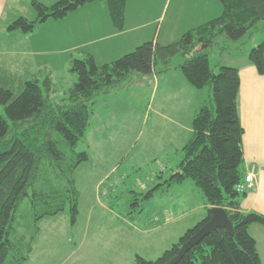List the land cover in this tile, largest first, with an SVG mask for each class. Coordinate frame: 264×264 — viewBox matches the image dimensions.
Returning <instances> with one entry per match:
<instances>
[{
    "label": "trees",
    "instance_id": "trees-1",
    "mask_svg": "<svg viewBox=\"0 0 264 264\" xmlns=\"http://www.w3.org/2000/svg\"><path fill=\"white\" fill-rule=\"evenodd\" d=\"M126 1L56 0L44 5L33 0L35 18L20 16L7 29L30 34L49 19L58 21L87 4L105 2L112 26L121 31ZM218 1L222 6L218 17L185 32L175 42L164 46L144 42L101 65L87 53L80 59L71 57L68 71L75 75V82L64 104L51 98L49 75L42 83L36 76L15 83L1 76L0 70V264H26L30 260L44 219L68 208L70 225L74 226L79 198L74 173L88 160L87 153L77 152L76 146L85 137L93 106L141 82L140 77L158 80L171 69H177L192 87L202 91L203 99L193 116L192 135L181 149L178 165L144 199L160 187L169 189L190 180L204 197L206 217L157 259L136 256L133 264H167L210 220L212 208L226 212L233 234L216 229L175 264H262L248 227L264 225V217L241 212L240 202L246 192L239 194L235 189L246 175L242 170L243 128L237 108L239 70L220 65L212 69L209 51L221 37L237 42L250 34L257 23L264 21V0ZM177 57L180 62H175ZM248 61L259 75L264 74V39L250 49ZM136 74L139 79L135 81ZM157 217L154 227L143 231L165 223L163 214Z\"/></svg>",
    "mask_w": 264,
    "mask_h": 264
},
{
    "label": "crops",
    "instance_id": "crops-1",
    "mask_svg": "<svg viewBox=\"0 0 264 264\" xmlns=\"http://www.w3.org/2000/svg\"><path fill=\"white\" fill-rule=\"evenodd\" d=\"M31 1L33 0H0V16L5 12L6 14L8 13L7 7H13L12 10L16 12V16L20 13L24 14V12L30 16L34 11ZM34 1L44 5H51L56 2V0ZM158 2L160 3V0H127L125 4L124 24L121 31L116 30L112 26L105 2L87 4L68 13L66 17L61 19L68 20L66 22L63 21L64 33L62 34L61 30V41H65L68 44H75L84 40L93 42L96 46H90V49L81 53L87 52V54L92 55L99 65L110 63L130 53L131 50L137 47L138 43L127 46L128 43L124 36L130 32H144V29L147 27V23H144V21H149L153 17L152 12H155ZM195 2L196 5L191 7V12H189L191 25L185 29L188 31L218 17L222 11V8H218V15L211 18L210 6L204 7V1L202 0H191V3L194 4ZM200 2L202 4L199 6L198 3ZM132 3L136 7L131 8ZM146 3L148 4L147 8L145 6L147 5ZM20 16L29 20V17L25 16V14ZM130 20H133V22L130 23ZM67 29L68 31H66ZM23 35L24 39L28 34ZM79 35L87 37L76 40ZM99 41H106V46L97 47ZM140 42H143V40ZM29 50L30 48L28 47L24 49H18L17 46L1 47L0 54L8 56V58H0V70L3 71L1 76L10 80L12 79L15 83L35 76L39 65L33 63ZM69 50L75 52L80 50V48L76 46ZM71 57H74V55L69 53L66 64L69 65ZM237 69L239 70L240 81L237 108L239 121L243 128L242 170L244 173H247L251 166L255 168L253 187L246 192L245 197L241 200L240 210L243 213L254 212L264 217V74L259 75L249 62H243ZM140 79L141 82H137L136 86L135 84H131L122 88L114 96L111 97L110 95L101 99L92 108L91 120L94 122L95 119L96 122L98 119L100 127H103V130L106 132V139L112 133H118H116L110 143H105L110 147V154L95 159V162L98 164L95 167L101 171L93 179L95 187L101 186L103 181L112 177L114 171L120 169L121 164L130 165V168L134 169V166L138 164V159L129 157V154L137 147L142 136L148 135L147 138L145 137L147 146H161L166 149L167 154L163 158H170L168 152H174L175 154L180 152L192 135V119L203 99V92L192 87L177 69L169 70L158 80L154 77H140ZM151 84L152 88L147 105L145 101H141V106L140 103L132 106L121 94L128 87L139 89L141 86L144 87L146 85L150 88ZM103 116H105V122L102 120L104 119ZM119 120L124 122L123 127L120 131H115V124ZM91 144L95 146L97 144L100 145L102 144V140L91 139ZM164 149H162L163 152ZM98 174L99 177H97ZM176 185L178 187L173 190V195L170 196L169 201H166L165 204L171 208L169 214H167L166 208L164 209L165 223L161 227H156L151 232L149 231V234L147 231L146 234L141 235L143 236L142 240L150 249L154 250L156 246H163V248L171 247L186 230L192 228L206 217L204 197L193 182L186 180ZM183 185H185V188H183ZM186 194L189 197L188 201L185 200ZM195 197H198L199 200L201 199L197 204L194 201ZM60 214L52 218L55 219ZM89 222L90 220L84 226L78 224L76 220L72 227L73 233L70 232L65 235V232L62 231L61 240L64 239V241L62 240L61 248L59 242L57 247V252H60V254L55 257L53 252L51 257L43 264H79V262L74 261L80 254L81 250L79 248L88 241V238L89 242H91L94 236L93 231H89ZM113 227L115 228L112 231L111 237L107 238L109 240L108 252L115 247L118 254H126V257H116L113 262L118 264L125 259L128 264L133 258L140 256L134 254L131 250L129 251V247L127 246V239L129 236L131 238V230L129 228H119L117 225ZM124 230H126V233ZM100 232L101 229L97 230L95 234ZM248 232L255 240L261 263L264 264V225L252 224L248 227ZM150 234L153 238L149 236ZM65 244H68L67 252L64 251L66 248ZM121 246L123 248H120ZM50 251V249L45 250V252ZM48 256L49 254L44 257L47 258ZM111 264L113 263L111 262Z\"/></svg>",
    "mask_w": 264,
    "mask_h": 264
},
{
    "label": "rangeland",
    "instance_id": "rangeland-1",
    "mask_svg": "<svg viewBox=\"0 0 264 264\" xmlns=\"http://www.w3.org/2000/svg\"><path fill=\"white\" fill-rule=\"evenodd\" d=\"M202 1H204V7L210 6L211 18L218 15L217 9L222 8L218 0ZM133 4L131 8L136 7ZM201 4L202 2L198 3L199 6ZM195 5L196 2L193 4L191 0H160V3L156 4L157 8L155 12H152L153 17L149 21H144V23H147L144 32H130L124 36L128 43L127 46H132L133 43H138L137 46H139L144 41H153L164 46L177 41L188 31L185 29L191 25L190 8ZM145 6L147 8L148 4ZM12 9L13 7H7L8 13L6 14L5 12L0 16V48H8L9 46H17L18 49L30 48L29 53L32 55L33 63L39 65L35 76L42 83L49 75L53 89L50 95L51 98L64 104L68 89L75 82V75L68 71L69 65L66 64L69 53L73 54L74 58L80 59L83 57L81 52L90 49V46L96 45L87 40L75 44L61 41V30L62 34L64 33L63 21H68L66 19L58 21L49 19L46 23L37 26L33 31L34 33L28 34L23 39L24 35L20 31L10 32L7 26L20 15L24 14L29 17V20H33L35 17V15L33 16L34 11L30 16L25 12L16 16V12ZM132 22L133 20H130V23ZM86 37L79 35L76 40L85 39ZM263 39L264 21L257 23L256 28L250 34H247L246 37L237 42L227 41L224 37L219 38L217 45L209 51L210 67L212 69H215L218 65L233 68L240 67L243 62H249L248 53L250 49L257 46ZM142 40L143 42H140ZM106 44V41H99L97 47H105ZM76 46H79L80 50L75 52L69 50ZM202 49H205V47H202ZM34 55L37 56L34 57ZM0 58H8V56L0 54ZM174 60L175 62H180V58L178 57L174 58ZM99 61L101 60L99 59ZM135 76L138 75L136 74ZM138 79L139 76L137 78L134 77L135 81ZM136 84L135 82V86ZM40 86L42 85L40 84ZM151 88L152 84L150 88L146 85L144 87L141 86L139 89L128 87L125 91L119 92H122L121 94L132 106H136L138 103L141 106V101H145L146 105L149 102ZM112 96L114 94H111ZM1 112L2 109L0 108ZM103 118L102 120L105 122V116ZM92 122L90 119L85 137L76 146L77 152L85 151L87 153L88 160L78 165L74 178L79 194L78 224L86 226L87 221L90 220L89 231H93L94 236L91 242H89L88 238V241L79 248L81 250L80 254L74 261L79 262V264H111V262L115 264L113 260L116 257H126V254H118L115 247L108 252L109 240L107 238L111 237L112 231L115 228L113 226L115 225L119 228H129L131 230V238L129 236L127 239L129 251L131 250L134 254H138L147 260H155L170 246L168 248L156 246L154 250L150 249L142 240L143 236L141 235L147 233L143 231L145 228L154 227L158 214L165 216V208L167 214L171 212L169 205L165 204L166 201H169L170 196L173 195V190L178 186L173 184L169 189L160 187L154 190L153 195L148 199H144V195L157 184L162 183L175 170L176 165L179 163L181 150L177 154L167 151L170 158H163L164 155H167L166 149L161 146H147L145 137L147 138L148 135L142 136L137 147L129 154V157L138 159V164L134 166V169L130 168V165L121 164L120 169L114 171L112 177L103 181L101 186L95 187L93 179L98 172H101L100 169L95 167L98 166L95 159L110 154V147L105 143H110L117 132L112 133L106 139V132L103 130V127H100L98 119L96 122L95 119ZM123 123L122 120H119L115 124V131H120ZM96 135L97 137H95ZM90 138L102 140V144L92 145ZM162 149H164V152ZM163 170V174H160ZM97 177H99V174ZM183 188H185V185H183ZM188 198L187 195L185 200L188 201ZM135 199L136 202L134 201ZM200 200L198 197H195V204L199 203ZM177 213L179 214V212ZM72 227H69L68 208L55 217V219L52 217L44 219L40 223V235L35 243L30 260L26 264H43L51 257L53 252L55 257L58 256L60 254V252H57L58 242L61 248V243L64 241V239H62L63 241L61 240V232H65V235L70 232L73 233ZM110 228L112 229L109 231ZM99 229H101V232L95 234ZM151 230L149 231L151 232ZM124 232L126 233V230ZM149 236L151 237V234ZM65 247L64 251L67 252L68 244H65ZM120 248H123V246ZM48 249L51 251L45 252ZM47 254L49 256L45 258L44 256ZM133 259L128 264H133ZM71 261L73 262V260ZM118 264H127V262L123 259Z\"/></svg>",
    "mask_w": 264,
    "mask_h": 264
},
{
    "label": "water",
    "instance_id": "water-1",
    "mask_svg": "<svg viewBox=\"0 0 264 264\" xmlns=\"http://www.w3.org/2000/svg\"><path fill=\"white\" fill-rule=\"evenodd\" d=\"M211 218L204 224L189 240L184 243L178 253L167 263L175 264L183 255L188 252L193 246L198 244L204 237L210 235L218 228L226 229L231 235L233 234L232 224L228 220L226 212L221 208H212L210 210Z\"/></svg>",
    "mask_w": 264,
    "mask_h": 264
},
{
    "label": "built area",
    "instance_id": "built-area-1",
    "mask_svg": "<svg viewBox=\"0 0 264 264\" xmlns=\"http://www.w3.org/2000/svg\"><path fill=\"white\" fill-rule=\"evenodd\" d=\"M255 169L252 166L249 171L246 173L244 178L240 183H238L235 187L237 193L242 194L247 192L253 187V179H254Z\"/></svg>",
    "mask_w": 264,
    "mask_h": 264
}]
</instances>
